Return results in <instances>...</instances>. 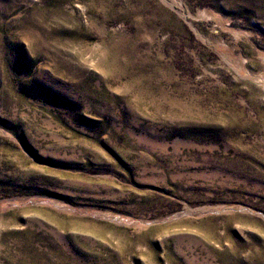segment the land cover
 Returning a JSON list of instances; mask_svg holds the SVG:
<instances>
[{
  "label": "rangeland",
  "instance_id": "374dc122",
  "mask_svg": "<svg viewBox=\"0 0 264 264\" xmlns=\"http://www.w3.org/2000/svg\"><path fill=\"white\" fill-rule=\"evenodd\" d=\"M0 264H264V0H0Z\"/></svg>",
  "mask_w": 264,
  "mask_h": 264
}]
</instances>
